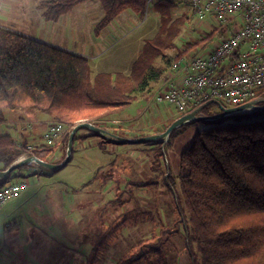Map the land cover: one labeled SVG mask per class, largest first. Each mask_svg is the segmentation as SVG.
Segmentation results:
<instances>
[{
	"label": "trees",
	"instance_id": "16d2710c",
	"mask_svg": "<svg viewBox=\"0 0 264 264\" xmlns=\"http://www.w3.org/2000/svg\"><path fill=\"white\" fill-rule=\"evenodd\" d=\"M91 1H99L104 11L103 19L96 26L98 34L125 10L144 18L153 2L47 0L40 2L38 9L45 20L58 22L78 5ZM157 4L155 9L163 22L157 37L168 31L164 22L171 13L181 12L185 23L191 25L193 13L190 8L188 12L183 11L181 5L172 0H159ZM213 28L195 40L187 39L178 46L171 44L164 49L157 48L158 38L155 37L140 51L130 73H102L92 80L88 57L0 26V114L8 109L35 110L64 126L60 139L45 147H34L11 135H0V170L7 169L21 157L35 156L49 162L45 153L55 156L59 152L60 159L63 158L52 163H61L66 157L69 135L80 123H91L108 132L103 136L88 129L89 135L80 136H97V145L102 150L106 151L107 145L112 143L128 144L109 137L126 138L118 126L121 113L163 74L167 65L169 67L201 42H211L217 35L225 38L230 32L226 26ZM169 48L173 53L164 52ZM159 58L163 61L161 66L156 63ZM260 98L264 100V90ZM221 105L219 99L206 104L191 103L187 111L177 113L175 119L195 110L200 116H216L222 113ZM260 105L264 106V102ZM115 122L117 125L113 127ZM207 122L208 126L199 130L181 153L177 174L169 172L162 176V183L176 198L178 220L175 229L163 228L159 237L140 238L114 264H169L163 237L178 232L180 227L185 232L186 247L191 253L190 264H264V110L234 113ZM143 136L146 135L138 137ZM171 136L172 133L168 142ZM163 141L145 143L158 146L154 152L158 161L164 154ZM33 167L55 172L30 162L9 177L0 179V188L22 177L24 169ZM153 183L151 179L138 186ZM131 214L124 215L95 243L90 264H98L112 245L118 229H123L131 219ZM144 214L141 212L132 220H141ZM145 219L153 224L156 222L153 214L146 215Z\"/></svg>",
	"mask_w": 264,
	"mask_h": 264
},
{
	"label": "rangeland",
	"instance_id": "374dc122",
	"mask_svg": "<svg viewBox=\"0 0 264 264\" xmlns=\"http://www.w3.org/2000/svg\"><path fill=\"white\" fill-rule=\"evenodd\" d=\"M37 1L0 0V26L69 50H75L78 44L82 50L79 54L89 58L92 80L102 73H130L140 51L155 37L158 38L157 48L164 49L171 44L178 46L187 39L195 40L218 24L216 18L208 16L204 20L192 17L189 25L180 12L171 13L164 22L168 31L159 38L163 22L155 9L159 0H155L148 6L144 18L125 10L103 30L104 34H98L93 22L98 24L104 17L99 1L78 5L63 15L57 25L45 20L40 13H34ZM178 1H182L183 11L191 9L184 0ZM54 28L56 31L52 30ZM223 38L217 35L211 42L203 41L182 56L205 54ZM172 50L164 52L173 53ZM156 63L163 65L161 58ZM169 77L167 65L163 74L121 113L118 126L126 138H140L136 134H161L176 120L173 105L156 101L159 85ZM222 104L230 106L225 101ZM49 120L46 114L35 110H3L0 135H11L34 147H45L48 143L44 133ZM207 126V120H195L175 128L169 142L171 133L163 139L164 154L159 161L154 156L158 146L112 143L105 151L97 145V136L82 138L80 136L89 135L90 131L80 130L65 167L55 172L39 168L32 173L28 169L22 177L16 178L25 181L28 188L18 198L0 206V240L6 239L8 245L0 254V264H90L95 243L128 213H132L131 219L123 229H118L98 264H114L140 238L159 237L163 228L175 229L176 198L162 183V176L169 172L177 174L181 153L192 143L196 133ZM46 158L52 163L63 157L54 161L51 156ZM151 179L153 184L138 186ZM141 212L145 213L141 220H132ZM149 214L154 215V224L145 219ZM14 221L20 223L19 227ZM8 222H12L11 226L5 227ZM163 239L169 264L191 263L182 227Z\"/></svg>",
	"mask_w": 264,
	"mask_h": 264
},
{
	"label": "built area",
	"instance_id": "2783aa9c",
	"mask_svg": "<svg viewBox=\"0 0 264 264\" xmlns=\"http://www.w3.org/2000/svg\"><path fill=\"white\" fill-rule=\"evenodd\" d=\"M185 1L193 18H216L214 26L229 27L230 32L207 53L182 56L171 63V78L160 87L156 101L169 103L183 114L191 103L219 99L236 107L260 99L264 90V0ZM63 131L61 123L51 124L44 134L47 143L57 142ZM27 188L23 180L1 187L0 206Z\"/></svg>",
	"mask_w": 264,
	"mask_h": 264
},
{
	"label": "water",
	"instance_id": "95a60500",
	"mask_svg": "<svg viewBox=\"0 0 264 264\" xmlns=\"http://www.w3.org/2000/svg\"><path fill=\"white\" fill-rule=\"evenodd\" d=\"M261 102H264V100L260 98V99L253 100V101H250L248 103H245L243 105L236 106V107H225V106L221 105L220 109L222 110V113H220L216 116H210V117L197 115L198 111L195 110L193 112H190L188 114H184V115L180 116L178 119H176L170 125L169 128H167V130L165 132H163L161 134L143 136V137H140L137 139L124 138V137L114 136V135H111V136H112V139H114L115 141L121 142V143H147V142H152V141L167 138V136L175 128H177V127H179L185 123L191 122V121L210 120V119L228 116V115H231L234 113H244V112H251V111H256V110H264V106L260 105ZM82 128L92 130L95 133H98V134L103 135V136L108 135L107 131H105L104 129H101L100 127H97L91 123H80L72 129V131L69 135L67 155H66L63 162H61L59 164H55V163L44 161V160H42L38 157H35V156L21 157L17 161H15L14 163H12L7 169L0 170V179L9 177L13 171L17 170L18 168H20V167H22V166H24L30 162H35L39 165H42V166H44L48 169H52L54 171L61 170L63 167H65L69 163V161L71 159V153H72V148H73L75 136H76L77 132Z\"/></svg>",
	"mask_w": 264,
	"mask_h": 264
},
{
	"label": "crops",
	"instance_id": "0c3cea01",
	"mask_svg": "<svg viewBox=\"0 0 264 264\" xmlns=\"http://www.w3.org/2000/svg\"><path fill=\"white\" fill-rule=\"evenodd\" d=\"M44 1H47V0H44ZM172 1H174V2H176V3H179V4L182 3V1L179 2L178 0H172ZM184 1H185V0H184ZM40 2H42V1H41V0H38V1L36 2V4L34 5V7H35V11H34V13H36V12H37V13H40L39 10H38V5H39ZM185 2H186V1H185ZM180 13H181V12H180ZM134 15H135V14L133 13V16H134ZM39 16H40V15H39ZM135 16H136V15H135ZM129 17H130V20H131L132 22H134V19H133V17H132L131 14H129ZM93 23H94L95 25H98L97 22H93ZM57 24H59V21L53 23V25H57ZM52 30H55V31H56L55 28L52 29ZM50 31H51V30H50ZM75 33H77V32H74V34H75ZM79 33H81V32H79ZM102 33H103V31H102L100 34H102ZM103 34H104V33H103ZM110 35L113 37V34H112V33H108V36H110ZM105 36H106V35H103V37H105ZM39 39H40V38H39ZM41 40H42V39H41ZM44 41H46V40H44ZM46 42H48V41H46ZM49 43H50V42H49ZM51 44H53V43H51ZM54 45H56V43H55ZM56 46H57V45H56ZM59 47H60V46H59ZM78 47H79V46H78V44H77V46L75 47V50H71V51H75V52L79 53L78 51H82V50L79 49ZM62 48H64V47H62ZM65 49H67V47H66ZM68 50H69V49H68ZM168 70H169V69H168ZM169 72H170V71H169ZM171 75H172V74H171V72H170V77H169L168 79L171 78ZM168 79H167V80H168ZM177 79H178V81H179V80L181 79V76H178ZM167 80H166V81H167ZM166 81H165V82H166ZM165 82H164V83H165ZM164 83H162V84L159 85V87H158V91H159L160 87H161ZM158 91H157V93H158ZM175 116L177 117L178 114L176 113ZM50 123H51V121L49 120V121L47 122V128H46V131H47V129L49 128ZM112 125L115 126V125H117V124H116V122H115V123H112ZM44 134H45V133H44ZM136 135H137V137L139 136L138 134H136ZM127 138H129V137H127ZM131 139H135V138H131ZM136 139H137V138H136ZM58 153H59V152H58ZM58 153H57L55 156H52V155H51V157H53V158H52L53 161H54L57 157L60 156ZM46 157H47V156H46ZM38 169H39V168H34V167H33V168H30L29 171L32 172V173H35V172H38ZM26 170H27V169H24V170L22 171V173H23L24 171H26ZM16 180H17V179H16ZM16 180H14V181H16ZM17 181H18V180H17ZM25 191H27V189H26ZM25 191H24V192H25ZM24 192H23V193H24ZM23 193H22V194H23ZM15 199H16V198H15ZM11 223H12V222H8V224H5V227L11 226ZM14 225L17 226V227H19L20 223H18L17 221H14ZM9 246H10V245H9ZM6 247H8L6 239L0 240V254H2L3 250H4Z\"/></svg>",
	"mask_w": 264,
	"mask_h": 264
}]
</instances>
